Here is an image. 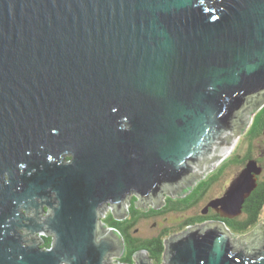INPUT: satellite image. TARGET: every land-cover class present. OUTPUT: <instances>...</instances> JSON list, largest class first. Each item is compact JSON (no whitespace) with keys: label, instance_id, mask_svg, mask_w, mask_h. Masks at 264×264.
<instances>
[{"label":"water","instance_id":"95a60500","mask_svg":"<svg viewBox=\"0 0 264 264\" xmlns=\"http://www.w3.org/2000/svg\"><path fill=\"white\" fill-rule=\"evenodd\" d=\"M263 105L264 0H0V264H111L125 245L103 207L186 195ZM261 172L246 160L200 212L240 216ZM36 198L48 213L16 235ZM249 233L196 223L159 264H264Z\"/></svg>","mask_w":264,"mask_h":264},{"label":"trees","instance_id":"16d2710c","mask_svg":"<svg viewBox=\"0 0 264 264\" xmlns=\"http://www.w3.org/2000/svg\"><path fill=\"white\" fill-rule=\"evenodd\" d=\"M264 128V105L259 108L252 117L249 128L245 133V138L248 141L254 140L262 134ZM248 157L229 155L223 159L215 169L208 172L203 178L199 179L192 189L184 196L170 197L166 196L164 203L160 208H153L149 206L146 210L136 206V197L132 196L128 204V215L120 220L111 218L106 215L102 218V222L115 229L124 241V252L118 258L121 263L132 264L133 253L139 249H144L152 264H159L162 261V253L164 250V239L175 232H179L188 226L196 223H202L208 220H222L226 227L234 235H240L253 229L256 224L261 222V215L264 208V181L258 183L257 187L245 199L243 210L240 216L232 219H221L218 214L209 211L206 214L199 212L183 219L178 225V229L171 231V229L163 228L156 235L149 237H139L136 235L135 227L141 218H149L153 216L164 215L173 211H186L192 208L204 196L210 186L219 179L224 169L233 162H245ZM173 232V233H172Z\"/></svg>","mask_w":264,"mask_h":264},{"label":"rangeland","instance_id":"374dc122","mask_svg":"<svg viewBox=\"0 0 264 264\" xmlns=\"http://www.w3.org/2000/svg\"><path fill=\"white\" fill-rule=\"evenodd\" d=\"M253 112H254V110L250 114H252ZM245 129H246V126H241L240 125V127H238V131L236 132V137L238 138L237 140H239V143L241 144V148L245 144L244 141H246V138H245V131L246 130ZM252 143H253V147H254L255 153L260 152L262 150H263L262 152L264 153V137L262 135L259 136ZM239 151H241V150H239ZM239 153H241V152H239ZM236 170H237L236 167H234L232 165H228L224 169V171L221 174V176L219 177V179L217 181H215L210 186V188L206 191V193L204 194V196L192 208H190V209H188L186 211H173V212H168V213H166L164 215H159V216L153 217V218H145V219L143 218V219L139 220V222L137 223V225L135 227V232L134 233L136 235H138L139 237H149V236L156 235L158 232H160L161 228H165V229L168 228V229H171V231L177 230L178 229L177 225L183 219H185L186 217H189V216L198 214L200 212L201 208L210 199L215 198L216 196L222 194L225 191L226 187L232 181L233 176H234ZM200 178L201 177L199 175L196 176L190 182V184L188 185L187 189L190 188V186H192ZM260 180L264 181V176L260 177ZM170 194L172 196H174V197L180 195V194H172V193H170ZM132 196L136 197L135 195L132 194L131 195V198H132ZM136 199H137V197H136ZM160 201H161V204H162L163 203V198H161ZM152 205H153L152 202H148L146 204H139L138 206H140L142 208H147V207L152 206ZM127 207H128V201H126L124 203V205H123V208H124L125 211H126ZM112 209H113V207H111V206L103 207V209L101 211L102 218L104 216L108 215L111 218H114L115 219L116 217H114V215H113V213L111 211ZM263 220H264V210H263V213L261 215V221H263ZM239 240H240V237L239 236L234 238V241H236L237 243H240ZM117 259H118L117 257L111 258L110 259L111 264H125V263H121ZM134 262H136V259L135 258H134ZM134 262L132 264H134Z\"/></svg>","mask_w":264,"mask_h":264},{"label":"flooded vegetation","instance_id":"af4514ba","mask_svg":"<svg viewBox=\"0 0 264 264\" xmlns=\"http://www.w3.org/2000/svg\"><path fill=\"white\" fill-rule=\"evenodd\" d=\"M249 125L245 129L246 131L249 128ZM246 131H245V133H246ZM257 138L258 137H256L254 140H256ZM254 140H252V141L249 142L248 139H246V141H244L245 144L242 146V148H241V144L239 143V140H237L235 142L233 148L231 149V152L228 154V156L229 155H235V153H238L239 156H246V157H248L246 160H248L250 158L255 159L257 161V165H259V166L262 167V172L259 175H257V182L259 183V182L262 181V180H260V177L264 176V162H263L264 161V153L262 152L263 150L260 151V152L255 153L254 147H253V143H252ZM239 150H241V151H239ZM239 152H241V153H239ZM69 159H70V155L69 154H66V155L63 156V160L64 161H68ZM245 162H233L232 163V166H234V167L237 168V170H236V172H235V174L233 176V179L244 168ZM193 177L194 176H192V178ZM220 195H222V194H220ZM220 195H218V196H220ZM218 196H216V197H218ZM36 202L38 204L37 208L30 207L28 210H25L24 206H20L17 209L18 214L20 215V218L17 220V224L15 225V234L16 235H23V234H25V231H24V229L22 227H20V224H22V222L25 221V218L26 217L32 216L33 215V212L35 210H37L39 212V216H40L41 219H43L46 216V214L48 213L49 208L47 207V203L45 201H42L41 198H36ZM209 211L216 212L212 208H209L208 209V212ZM153 217H157V216H153ZM153 217H149V218H153ZM141 219H143V218H141ZM263 223H264V220L261 221V222H259L258 224H256V226L253 229H251L250 231L245 232L243 234H247V233L250 232L248 234L250 239H253L254 238V240H256L257 239V235H258L260 240H264V224ZM162 229L163 228H161V230ZM12 234L15 235L14 232H12ZM243 234H241V235H243ZM26 239H27V237L26 236H23V240H26ZM51 239H52V236L46 235V234H41V236L39 237V241L41 242V244H40L41 249L48 248L51 245ZM24 243L25 242L23 241V244ZM241 243H243V244L245 243L246 244L247 242L246 241H242Z\"/></svg>","mask_w":264,"mask_h":264}]
</instances>
